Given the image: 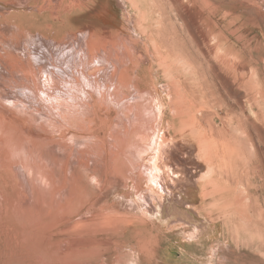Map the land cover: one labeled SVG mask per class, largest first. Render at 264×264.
I'll return each mask as SVG.
<instances>
[{
    "label": "rangeland",
    "instance_id": "rangeland-1",
    "mask_svg": "<svg viewBox=\"0 0 264 264\" xmlns=\"http://www.w3.org/2000/svg\"><path fill=\"white\" fill-rule=\"evenodd\" d=\"M1 31L0 264H264V0H0ZM191 130L215 148L194 205V168L164 174Z\"/></svg>",
    "mask_w": 264,
    "mask_h": 264
},
{
    "label": "bare ground",
    "instance_id": "bare-ground-1",
    "mask_svg": "<svg viewBox=\"0 0 264 264\" xmlns=\"http://www.w3.org/2000/svg\"><path fill=\"white\" fill-rule=\"evenodd\" d=\"M161 16V15H160ZM0 35H2V31L0 32ZM96 37H94V35L90 32L89 34V37H88V40L86 42H83V48L84 50L86 49L87 51H89V55L88 57H90V59L92 60V64H96L94 62V59L96 60V50L98 49V45H96L94 43V41L96 40L95 39ZM1 41H3L4 39L1 37ZM10 39V38H9ZM12 39V38H11ZM14 39V38H13ZM6 43H8L6 41ZM35 43V42H34ZM80 44V43H79ZM93 44V45H92ZM155 44V43H154ZM9 48H7V50L9 52H12L13 51V48H16L18 45L15 41H12L11 40V43L8 44ZM152 46V45H151ZM76 47V46H75ZM43 48V47H42ZM101 48V47H100ZM104 48V47H103ZM114 54H115V61H117V66L119 67V71L112 66V72H111V78H113L114 76H116V73H118L117 75V80L116 82L119 83V84H122L123 86H126L127 87V83L125 82L124 80V72L126 70V67H130L131 64H135V62L132 61V51H128V50H123L121 49L120 45H115L114 47ZM24 49V48H23ZM44 49V48H43ZM230 49V48H229ZM41 50V49H40ZM133 50V49H132ZM155 50V49H154ZM44 51V50H43ZM67 51V50H66ZM159 51V50H158ZM69 52V51H68ZM85 52V51H84ZM223 59H225V56L228 57V55H234V58H237V57H241L240 54L236 53L234 54L233 52H231V50H227L223 52ZM77 54H78V51H77ZM104 54V52H103ZM122 54V56H121ZM100 55V54H99ZM108 55V54H107ZM152 55H153V52H152ZM0 56L3 57L4 55H1V52H0ZM7 58L5 59V61H10L11 62V65L12 64H16L17 60L16 58H13L11 57L9 54H6ZM124 56V57H123ZM155 56V55H154ZM4 58V57H3ZM78 58V57H77ZM112 58V56H111ZM171 58V57H170ZM230 58V57H229ZM155 59V58H154ZM157 59V57H156ZM232 59V58H231ZM230 59V60H231ZM4 60V59H3ZM129 62V64H127V61ZM21 61V60H20ZM160 61V60H158ZM172 61V60H170ZM236 61V60H235ZM163 62V60H162ZM232 62V61H231ZM238 62V61H237ZM91 63V62H90ZM168 63V62H167ZM173 63V62H172ZM233 63V62H232ZM236 63V62H234ZM241 64V63H240ZM175 65V64H174ZM173 65V66H174ZM230 65V64H229ZM236 65V64H235ZM234 65V66H235ZM133 66V65H132ZM164 66V65H163ZM162 66V67H163ZM172 66V67H173ZM1 67V65H0ZM84 67V66H83ZM87 67V66H86ZM171 67V66H170ZM169 67V68H170ZM2 68L4 69V67L2 66ZM257 65L256 64H252V67H251V74H250V80H251V86H252V90H253V95H252V100L254 102V104L258 105L260 111H261V115H264V107L260 106L262 104V102L264 101V95L262 94L261 92V88H260V83H259V80L257 78ZM40 69V72H39V75L42 77L43 79V82L47 85H49L50 87H53V83L54 81H56L54 78H47V77H44L45 75H43V70L45 69L44 67H41L39 68ZM87 70V69H86ZM167 70V69H166ZM171 70V69H170ZM24 71V70H23ZM168 71V70H167ZM172 71V70H171ZM28 72V73H27ZM27 74H31L32 76V80H33V83L35 84V86H37V82H36V78H35V72L33 69H29L27 70ZM43 73V74H42ZM84 74V73H83ZM18 78V77H17ZM49 79V80H48ZM171 79V78H170ZM78 80V79H77ZM76 80V81H77ZM11 81V80H10ZM32 82V81H30ZM43 83V84H44ZM245 83V82H244ZM247 83V82H246ZM171 84V83H170ZM33 85V84H32ZM175 85V84H174ZM208 85V84H207ZM263 88V86H262ZM176 90V89H175ZM34 91V90H33ZM171 91V90H170ZM182 91V90H181ZM174 92V91H173ZM36 93V92H34ZM175 94V93H174ZM252 94V93H251ZM117 95V94H116ZM179 95V94H178ZM40 97V96H39ZM179 105V103H177ZM252 106V105H251ZM179 107V106H178ZM183 108V107H182ZM259 115V113H258ZM262 117V116H261ZM264 118V117H263ZM199 129H197L198 131ZM196 130H191V134H185L184 136V139L182 137L180 138H174V142L172 143H168V140L167 139V143L168 144H172V148L171 150L168 149V148H165L164 151L167 152V157H168V162H169V165L165 164L163 162V160L161 159L162 163H164V167H167L164 171L166 173L164 174H171V177H169L168 175V178L169 180L172 182L171 186L174 185V181H173V178L175 179H179L181 178V180H185L183 178V176L181 175V173L179 172L180 170V165L181 163L184 165L183 169H186V170H189V169H192L194 168L190 173L192 175V178L191 176H189V185H188V188L189 190L186 188V191L185 193L188 194V196H190V194L192 193L191 196H193V198L190 197H187V199H191L190 202L192 205L196 204L195 203V200H197V203H199V199H200V196H201V193H202V190H203V185L201 186V181L202 179L212 170V158L213 156L215 155V148L213 146V143H212V138H210L206 132L202 130H200L201 132H195ZM183 136V135H182ZM170 138V137H169ZM173 140V139H171ZM179 142L178 146L176 145V143ZM170 146V145H169ZM186 146H188L186 148ZM189 149V150H188ZM227 149V148H226ZM196 150V153L195 155H193V152ZM163 151V153H164ZM185 151H186V154H185ZM226 152V151H225ZM223 153V152H222ZM217 154V153H216ZM190 157V159H189ZM172 158H175L173 161H172ZM181 163H180V162ZM163 165V164H162ZM161 169V168H160ZM205 169L204 172H202L203 170ZM162 171V170H161ZM198 172L200 173L199 176L197 177V179H194V172ZM174 172H178V174L174 173ZM160 173V172H158ZM189 173V174H190ZM162 174V172H161ZM186 174V173H185ZM188 174V173H187ZM163 176V175H162ZM164 177H166L164 175ZM167 178V177H166ZM186 183V182H185ZM170 185H168L167 187H169ZM170 186V187H171ZM169 187V188H170ZM168 190V189H167ZM196 190H198V192H196ZM169 193L171 192V189L168 190ZM190 192V193H189ZM172 193V192H171ZM188 203V202H187ZM196 210V213L199 215L200 214V210L198 208V206H196L194 208ZM174 213H176L178 215V219L181 220V221H184V222H189L190 219L193 220L194 218L189 215V212H181V211H177V210H174ZM184 214V216H183ZM15 247V246H14ZM5 253V252H4ZM30 256V255H29Z\"/></svg>",
    "mask_w": 264,
    "mask_h": 264
}]
</instances>
